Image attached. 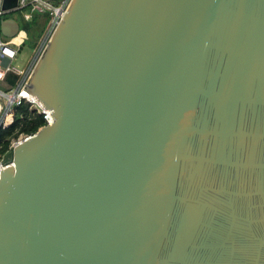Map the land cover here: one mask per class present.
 Instances as JSON below:
<instances>
[{
    "label": "water",
    "instance_id": "95a60500",
    "mask_svg": "<svg viewBox=\"0 0 264 264\" xmlns=\"http://www.w3.org/2000/svg\"><path fill=\"white\" fill-rule=\"evenodd\" d=\"M28 85L0 264H264V0H71Z\"/></svg>",
    "mask_w": 264,
    "mask_h": 264
},
{
    "label": "built area",
    "instance_id": "2783aa9c",
    "mask_svg": "<svg viewBox=\"0 0 264 264\" xmlns=\"http://www.w3.org/2000/svg\"><path fill=\"white\" fill-rule=\"evenodd\" d=\"M70 2L71 0H59L57 3L55 0H17V5L15 7L5 9V0H0V25L1 21L8 19L7 15L9 13L23 10L28 7H33L36 11L49 14L51 17V26L38 42L33 59L24 73L11 67L12 62L21 51V46L19 44L21 36L18 34L15 37H6L2 34L0 26V132L5 128L7 120L23 106L28 107V110L33 113V115L43 117L46 121L44 126L53 122V117L48 109L37 100L34 95L28 92V84L33 77L38 61L47 49L52 34L65 16ZM10 73L19 77L18 81L14 80L16 84L9 78ZM32 135L21 134L12 141L10 149L0 157V176L2 170L14 165L13 162H6L7 154L27 136Z\"/></svg>",
    "mask_w": 264,
    "mask_h": 264
},
{
    "label": "rangeland",
    "instance_id": "374dc122",
    "mask_svg": "<svg viewBox=\"0 0 264 264\" xmlns=\"http://www.w3.org/2000/svg\"><path fill=\"white\" fill-rule=\"evenodd\" d=\"M59 0H55L57 3ZM8 18H15L20 24L21 51L17 58L12 62L11 67L24 73L32 61L36 47L40 39L49 30L51 26V17L36 11L33 7L15 11L7 15ZM9 78L18 81L19 77L10 73ZM21 78V77H20ZM16 81L14 84H16Z\"/></svg>",
    "mask_w": 264,
    "mask_h": 264
},
{
    "label": "trees",
    "instance_id": "16d2710c",
    "mask_svg": "<svg viewBox=\"0 0 264 264\" xmlns=\"http://www.w3.org/2000/svg\"><path fill=\"white\" fill-rule=\"evenodd\" d=\"M46 121L39 115H33L28 107L18 109L6 122L5 128L0 132V157H2L11 146L13 140L21 134L32 135L45 125Z\"/></svg>",
    "mask_w": 264,
    "mask_h": 264
}]
</instances>
